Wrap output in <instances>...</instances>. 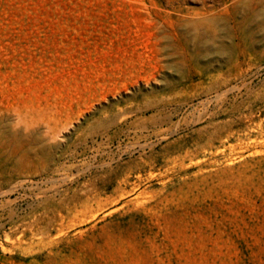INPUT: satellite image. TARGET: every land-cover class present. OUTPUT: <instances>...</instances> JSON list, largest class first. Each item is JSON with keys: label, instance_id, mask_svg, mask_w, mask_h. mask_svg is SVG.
I'll return each instance as SVG.
<instances>
[{"label": "rangeland", "instance_id": "374dc122", "mask_svg": "<svg viewBox=\"0 0 264 264\" xmlns=\"http://www.w3.org/2000/svg\"><path fill=\"white\" fill-rule=\"evenodd\" d=\"M0 264H264V0H0Z\"/></svg>", "mask_w": 264, "mask_h": 264}]
</instances>
